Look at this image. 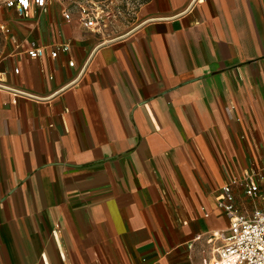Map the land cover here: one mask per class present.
<instances>
[{
    "label": "crops",
    "instance_id": "1",
    "mask_svg": "<svg viewBox=\"0 0 264 264\" xmlns=\"http://www.w3.org/2000/svg\"><path fill=\"white\" fill-rule=\"evenodd\" d=\"M75 1L1 23L0 264H210L221 189L261 167L264 0H148L114 31Z\"/></svg>",
    "mask_w": 264,
    "mask_h": 264
},
{
    "label": "built area",
    "instance_id": "2",
    "mask_svg": "<svg viewBox=\"0 0 264 264\" xmlns=\"http://www.w3.org/2000/svg\"><path fill=\"white\" fill-rule=\"evenodd\" d=\"M52 1L8 0L7 7L15 9L17 15L23 18L30 12L33 5L43 12H47L49 3ZM73 4L81 12V23L84 27L96 29L101 25L103 22L101 15L88 7V2L85 1L81 4L79 1H75ZM65 18L70 20L71 15L66 14ZM2 30L10 33L5 27ZM60 51L68 52L69 47L57 49L52 57L57 58ZM28 54L32 59H41L45 56V51L35 45ZM260 176L261 173L255 169L246 171L244 181L248 196H258L260 184L263 181ZM238 182L237 178L232 179L222 188L218 197L219 207L228 218L229 229L219 233V236H215L216 240L223 244L216 250L215 257L210 264H264V207L255 208L251 213L240 209L235 197V187ZM227 231L233 233L230 238L225 235Z\"/></svg>",
    "mask_w": 264,
    "mask_h": 264
},
{
    "label": "rangeland",
    "instance_id": "3",
    "mask_svg": "<svg viewBox=\"0 0 264 264\" xmlns=\"http://www.w3.org/2000/svg\"><path fill=\"white\" fill-rule=\"evenodd\" d=\"M8 0H0V49L5 44V33L2 31L1 23L6 20V9ZM81 4L85 1L89 3L88 7L94 10L97 14H100L103 22L99 27H104L105 30H118V27H122L123 30L131 29L142 9L143 5L148 0H78ZM79 10V9H78ZM243 154V153H242ZM258 161L253 165L249 166V169L256 164H259L261 173V189L257 197H250L247 194L246 183L244 181L246 171L239 170L237 175L238 185L235 187L236 190V202L240 209L244 211L252 212L256 207H264V150L256 153ZM254 157V156H253ZM224 173V169L222 168ZM261 179V180H262ZM222 191V189H221ZM226 237L230 238L233 233L231 231L226 232ZM219 243V242H218ZM222 243V242H221Z\"/></svg>",
    "mask_w": 264,
    "mask_h": 264
},
{
    "label": "bare ground",
    "instance_id": "4",
    "mask_svg": "<svg viewBox=\"0 0 264 264\" xmlns=\"http://www.w3.org/2000/svg\"><path fill=\"white\" fill-rule=\"evenodd\" d=\"M219 235H220V234H219ZM219 235H218V236H219ZM216 239H217V237H216Z\"/></svg>",
    "mask_w": 264,
    "mask_h": 264
}]
</instances>
